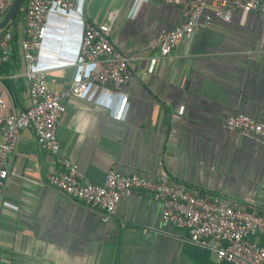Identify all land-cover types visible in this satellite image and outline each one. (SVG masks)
<instances>
[{
  "label": "crops",
  "instance_id": "0c3cea01",
  "mask_svg": "<svg viewBox=\"0 0 264 264\" xmlns=\"http://www.w3.org/2000/svg\"><path fill=\"white\" fill-rule=\"evenodd\" d=\"M75 2L74 10L52 9L45 19L36 67L48 89L63 93L80 69L99 71V62H80L84 22L107 23L110 14V38L132 74L121 90L90 85L62 99L56 136L85 179L102 186L116 167L264 215V144L222 127L236 114L264 123V16L235 11L229 23L195 31L163 58L148 44L183 22L178 8L155 0ZM23 16L11 25L13 53L0 70V118L29 105L19 48ZM8 163L0 264H227L165 224L162 205L148 194L121 199L114 217L102 222L99 212L46 186L50 156L31 130L19 133ZM250 240L264 246V239Z\"/></svg>",
  "mask_w": 264,
  "mask_h": 264
},
{
  "label": "built area",
  "instance_id": "2783aa9c",
  "mask_svg": "<svg viewBox=\"0 0 264 264\" xmlns=\"http://www.w3.org/2000/svg\"><path fill=\"white\" fill-rule=\"evenodd\" d=\"M12 1L0 0V18ZM155 1L178 8L183 19L180 25L162 31L148 44L149 48L158 49L163 58L168 57L181 41L189 40L195 31L209 28L216 21L229 23L235 11L264 16V0ZM75 7V0H26L19 48L29 85V105L21 112L10 111L0 118V190L9 178L8 162L16 152L19 133L28 129L32 131L37 147L50 156L44 184L99 212L102 222L114 217L121 199L142 192L162 205L165 224L186 231L192 243L213 250L219 262L264 264V246L250 240L251 236L264 239V215L255 206H230L219 196L200 194L146 177L122 175L116 167L107 172L104 184L98 186L88 182L71 162L56 136L65 113L62 99L80 96L90 85L111 84L115 90H121L132 78L128 56L110 38L111 24L116 18L115 14H110L107 23L84 22L80 62L82 67L99 62V71L86 73L80 69L70 88L63 93L48 89L45 72L36 67L45 19L52 9L69 12ZM14 41L11 26L0 34V70L12 57ZM5 108V102L0 98V109ZM222 127L264 144V123L248 116L228 117ZM213 243L216 246H211Z\"/></svg>",
  "mask_w": 264,
  "mask_h": 264
},
{
  "label": "water",
  "instance_id": "95a60500",
  "mask_svg": "<svg viewBox=\"0 0 264 264\" xmlns=\"http://www.w3.org/2000/svg\"><path fill=\"white\" fill-rule=\"evenodd\" d=\"M25 0H13L7 12L0 18V34L9 28L13 19L19 14Z\"/></svg>",
  "mask_w": 264,
  "mask_h": 264
},
{
  "label": "trees",
  "instance_id": "16d2710c",
  "mask_svg": "<svg viewBox=\"0 0 264 264\" xmlns=\"http://www.w3.org/2000/svg\"><path fill=\"white\" fill-rule=\"evenodd\" d=\"M25 2H26V0H25ZM25 2H24V4H23V6L21 7V10H20V12H19V16H18V18L15 17V18L13 19V22L17 23L18 19L24 15V13H25V11H26ZM260 239H262V238H260Z\"/></svg>",
  "mask_w": 264,
  "mask_h": 264
}]
</instances>
